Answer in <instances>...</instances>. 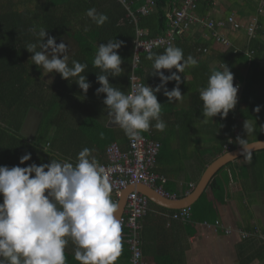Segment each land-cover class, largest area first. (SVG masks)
I'll use <instances>...</instances> for the list:
<instances>
[{
  "label": "crops",
  "instance_id": "0c3cea01",
  "mask_svg": "<svg viewBox=\"0 0 264 264\" xmlns=\"http://www.w3.org/2000/svg\"><path fill=\"white\" fill-rule=\"evenodd\" d=\"M131 4L132 2L125 4L128 16L137 25L138 17ZM155 11L156 6L150 13ZM195 13L202 18V22L193 24L180 34L173 45L183 49L185 57L191 55L197 60L196 66L177 73L181 77L180 90L183 98L168 102L163 90L157 93L158 102L162 104L161 119L166 122L167 128L161 132L153 126L142 132L161 142L156 171L167 177L164 189L175 198H184L196 189L208 167L220 156L244 144L260 140V120L244 118L240 113L234 116V113L241 101L245 78L252 77L254 45L260 47L258 44H264V0H204ZM231 16L241 23L239 28H233L228 22ZM211 19L217 23L214 28L206 23ZM219 22L225 24L220 26ZM252 24L257 27L254 37L248 31ZM138 27L141 26L137 25L136 35ZM168 27L169 24L166 29ZM141 28L153 36L165 30ZM215 32L227 39L228 44L218 39ZM80 35L81 32H70V38L64 40L68 45L69 58L84 45ZM121 41L123 43L118 54L122 59L133 60L135 40ZM166 48L158 47L151 52L162 54ZM148 54L149 52L142 55L139 75L147 85L155 87L160 80L158 76L152 75L153 61L146 58ZM223 62L234 74V85H239L237 103L226 117L217 115L204 122L203 102L199 92L207 85L211 72L220 70ZM259 62L264 67V48ZM161 71L170 75L176 69ZM121 76L123 79L120 80ZM109 82L127 94L129 76H110ZM175 84V81H170L166 87L171 90ZM104 98L81 102L79 107L76 106L73 122H57L52 126L49 136L41 134L43 138L40 130L45 112L36 107L38 111H30V107L24 118L25 123L28 119L25 133L35 134V126L39 123L36 137L26 135L21 129V134L24 135L22 141L11 147L8 155V152L3 153V148L1 149L0 166L18 165L19 158L25 153H31L32 158L19 165L21 167L33 162L37 165L50 163L51 158L75 164L78 153L85 147L93 150L92 155L102 163L107 161L106 147L111 141H117L127 150L129 137L107 116ZM41 111L44 114L39 122ZM245 122L251 125L252 131L246 132ZM154 123L153 121V125ZM253 153L240 156L224 166L225 169L221 168L198 200L192 206H186L191 207V214L187 218L176 219L173 216L184 207L172 209L149 199V210L140 220L141 245L148 263L158 264L160 260L163 264H264V170L260 164L264 161ZM224 178L228 182L225 189L215 190L212 181L215 179L219 184ZM111 195L113 196L112 192ZM194 206L201 209L202 213L207 211L209 215L203 213V217L199 219L193 215ZM217 220L221 222L220 226L216 224ZM243 232H249L250 235L244 237ZM75 247L69 241L65 250L67 264H79L75 259Z\"/></svg>",
  "mask_w": 264,
  "mask_h": 264
},
{
  "label": "clouds",
  "instance_id": "9594fccd",
  "mask_svg": "<svg viewBox=\"0 0 264 264\" xmlns=\"http://www.w3.org/2000/svg\"><path fill=\"white\" fill-rule=\"evenodd\" d=\"M86 15L97 26L108 20L107 14L97 12L95 7ZM29 31L38 37V42L24 47L32 53L33 64L47 73H59L68 81L76 78L73 81L86 96L91 84L82 73L88 65L72 60L70 66L68 45L63 41L57 44L47 29L37 31L33 27ZM122 43L110 39L99 44L93 65L102 74L96 76L100 87L95 94H106L103 104L107 116L129 138H137L153 126L163 132L167 124L161 119L162 104L156 94L163 90L168 102L182 100L181 77L177 73L196 66L197 60L191 55L185 57L183 49L175 46L167 47L162 54L149 51L146 58L153 61L152 75L158 76L160 83L155 87L140 84L125 94L109 82L110 76L123 72V60L118 54ZM173 68L176 72L170 75L161 71ZM170 81L176 84L168 90ZM238 89L226 63L220 65V70H213L199 92L203 121L217 115L226 117L237 103ZM255 110L259 112V106ZM244 128L246 132L253 130L247 122ZM92 151L82 149L75 164L51 158L50 163L33 162L21 167L32 158L31 153H25L18 165L0 166V264H67L65 250L69 241L76 246L79 264H113L117 260L123 250L120 205L111 198L109 175Z\"/></svg>",
  "mask_w": 264,
  "mask_h": 264
},
{
  "label": "trees",
  "instance_id": "16d2710c",
  "mask_svg": "<svg viewBox=\"0 0 264 264\" xmlns=\"http://www.w3.org/2000/svg\"><path fill=\"white\" fill-rule=\"evenodd\" d=\"M127 1L132 2L131 8L138 17L137 25L158 31L166 29L169 24L167 10L181 6L184 0H154L156 11L148 15L137 12L147 0ZM203 1L198 2L197 8ZM93 7L97 12L108 16L102 26H97L86 15V11ZM128 13L127 6L119 0H0V152H8V155L11 147L22 141L24 135L21 134V129L30 107L45 112L40 136H49L52 126L57 122L74 121L76 106L79 107L81 102L100 100L106 96L103 93L99 96L95 94L96 89L100 87L96 76L102 73L101 69L93 65V60L99 44L110 39L134 42L137 25L130 20ZM33 27L37 31L41 27L47 29L48 34L56 38L57 44L70 38V32L82 33L80 37H83L84 45L72 54L69 65L71 66L72 60L88 65L82 73L91 84L86 96L73 81L76 78H70L68 81L55 72L49 73L47 76L50 77L47 78L44 69L33 64L30 59L32 53L24 48L28 43L38 42V37L29 31ZM250 35L254 37L256 32ZM258 46L260 47L254 45L252 51L255 53L250 75L252 77L245 78L241 101L234 116L240 113L244 118L260 120L258 139L264 140V67L259 62L264 44ZM122 60L121 75L128 78L132 72V60ZM258 106L259 112L255 110ZM253 154L259 155L264 161V149ZM260 164L264 170V162ZM227 183V178L222 179L219 184L215 179L212 181L215 190H224ZM111 198L113 199L112 195ZM2 202L3 197L0 195V203ZM210 207L213 209L212 204ZM192 210L193 215L199 219L203 217V213L209 215L205 210L202 213L197 206L192 207ZM122 243V253L113 264H131L129 245L123 238ZM157 263L163 264L160 260Z\"/></svg>",
  "mask_w": 264,
  "mask_h": 264
},
{
  "label": "built area",
  "instance_id": "2783aa9c",
  "mask_svg": "<svg viewBox=\"0 0 264 264\" xmlns=\"http://www.w3.org/2000/svg\"><path fill=\"white\" fill-rule=\"evenodd\" d=\"M119 1L126 5L128 4L127 0ZM199 1L200 0H184L181 6H175L167 10L166 15L169 19V27L155 36L141 27L137 28L130 86L127 94L131 93V91L140 84H146L138 73L144 53L158 47L173 46L180 34L186 32L193 24L202 22V18L195 13ZM154 6V0H149L146 5L139 9V12L147 15ZM228 22L232 23L235 28L241 26L233 16L228 18ZM206 23L210 28H214L217 25L216 21L213 19L208 20ZM224 24L225 22L218 23L220 26ZM256 28V24L250 25L248 27L249 33L253 35ZM215 34L218 39L223 40L224 43L228 42L227 39L219 36L217 32H215ZM160 148L161 142L151 139L143 133L137 138H129V147L127 150H124L117 141H112L107 145V161L100 164L105 167L109 175L114 201H120L125 188L136 187L139 184L150 186L163 196L175 198V196H172L164 189L167 177L159 174L155 170ZM149 202L148 196L136 189L131 191L127 196V207L121 218L122 238L130 247L132 264H155L148 263L145 260L141 245L140 220L148 212L150 206ZM190 214L191 207H184L176 211L173 216L176 219L187 218ZM216 224L220 226L221 222L217 220ZM227 231L231 232V229ZM249 235V232H243L244 237H248Z\"/></svg>",
  "mask_w": 264,
  "mask_h": 264
},
{
  "label": "water",
  "instance_id": "95a60500",
  "mask_svg": "<svg viewBox=\"0 0 264 264\" xmlns=\"http://www.w3.org/2000/svg\"><path fill=\"white\" fill-rule=\"evenodd\" d=\"M32 110H37L35 107H32L30 111ZM43 112L41 111V115L39 118V122L43 118ZM28 126V119L22 128V132L25 133V128ZM39 123L35 126V134H30V132L25 133L28 136H32L33 138L36 137L37 131H38ZM264 149V140H256L247 144H244L240 147H237L235 149H232L222 156H220L216 161H214L206 170V172L203 175L202 180L190 194H188L184 198H171V197H166L158 193L154 188L147 186V185H142L139 184L136 187H127L124 189L121 199L118 202L120 205V216L122 218L126 205H127V196L128 194L133 191V190H138L139 192L144 193L145 195L148 196V198L156 202L162 206L172 208V209H179L182 207L186 206H192L195 201L198 200V198L202 195V193L205 191L206 187L212 180L213 176L224 166H226L229 162L234 161L235 159L239 158L240 156H243L248 153H253L255 151Z\"/></svg>",
  "mask_w": 264,
  "mask_h": 264
},
{
  "label": "rangeland",
  "instance_id": "374dc122",
  "mask_svg": "<svg viewBox=\"0 0 264 264\" xmlns=\"http://www.w3.org/2000/svg\"><path fill=\"white\" fill-rule=\"evenodd\" d=\"M237 21V20H236ZM237 22H239V21H237ZM232 26H233V28H235V26L232 24V23H230ZM241 24V23H240ZM253 25V24H252ZM226 44H228V42L226 43ZM44 72H45V75L47 76L49 73H47L45 70H44ZM131 75V74H130ZM50 76H47V78H49ZM129 91V90H128ZM128 93V92H127Z\"/></svg>",
  "mask_w": 264,
  "mask_h": 264
},
{
  "label": "flooded vegetation",
  "instance_id": "af4514ba",
  "mask_svg": "<svg viewBox=\"0 0 264 264\" xmlns=\"http://www.w3.org/2000/svg\"><path fill=\"white\" fill-rule=\"evenodd\" d=\"M24 123H25V121L23 122L22 128H23V126H24ZM27 127H28V126H27ZM27 127H26V128H27ZM26 128H25V130H26ZM32 129H33V128H32Z\"/></svg>",
  "mask_w": 264,
  "mask_h": 264
}]
</instances>
